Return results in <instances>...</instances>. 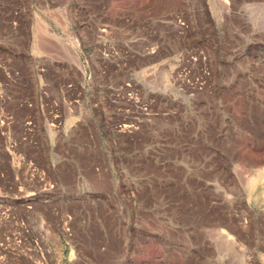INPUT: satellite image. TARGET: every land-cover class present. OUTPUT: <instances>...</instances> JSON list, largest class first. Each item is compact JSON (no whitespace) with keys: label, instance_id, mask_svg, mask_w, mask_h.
Returning a JSON list of instances; mask_svg holds the SVG:
<instances>
[{"label":"rangeland","instance_id":"obj_1","mask_svg":"<svg viewBox=\"0 0 264 264\" xmlns=\"http://www.w3.org/2000/svg\"><path fill=\"white\" fill-rule=\"evenodd\" d=\"M239 3L0 0V264H264V12ZM68 133L82 167L53 173Z\"/></svg>","mask_w":264,"mask_h":264},{"label":"crops","instance_id":"obj_2","mask_svg":"<svg viewBox=\"0 0 264 264\" xmlns=\"http://www.w3.org/2000/svg\"><path fill=\"white\" fill-rule=\"evenodd\" d=\"M236 2H237V0H221L220 11L221 12L229 11L230 9H232V6L233 7L235 6ZM241 3L244 4V9L248 12L249 11L264 12V0H240L239 5H241ZM227 6L229 7V9L227 8ZM85 74L87 75L88 72H85ZM263 75L264 74H261V76H263ZM249 76H251V75H249ZM254 76H256V75L254 74ZM78 102H81V101L78 100ZM254 107H256V106H254ZM260 115L261 114H258V122L245 123L243 125V127L245 130H247V133L251 132V135L255 141L262 142L261 145L262 144L264 145V119ZM92 121L94 123L93 122L91 123L90 120L89 121L85 120L82 123H83V125L85 124L87 126H89V123H91L92 126H94V124H96L98 126L100 125V122L97 120V118H95L94 114L92 117ZM76 122H73L72 119H69L67 121L68 124H66L67 125L66 129L70 130L72 127L78 128L79 123L77 122V124H75ZM92 129H93V127H92ZM74 142H75L74 137L69 133L66 135L65 143H63L61 146L58 143L57 137L55 135L51 136V150H50L51 163L49 165H47L51 172L59 174L60 172H63V170H64L63 167H65V168L75 167V168H77V170L81 169L82 162L77 160L75 157L78 155L79 152H78V150L74 149V147H75ZM63 151H65V153L67 154L68 157L65 158L63 156ZM245 163H246L247 167H253L254 169H258V167H259L257 172L261 169H264V152L263 153L258 152L257 154H254V157H252L249 161L247 160ZM92 170H93V172L96 170L95 166H92ZM58 178L60 179V177H58ZM260 187H263V186H258V189ZM91 191H92V193H91L90 197L97 198L100 196L99 194L94 193L97 190H91ZM247 196H248L249 200L253 203L254 207L263 205V204L258 202L259 200H256V199L260 198V196L264 197L263 195H261V194L260 195H256V194L249 195L247 192ZM94 219L102 220V219H104V217L97 216Z\"/></svg>","mask_w":264,"mask_h":264},{"label":"bare ground","instance_id":"obj_3","mask_svg":"<svg viewBox=\"0 0 264 264\" xmlns=\"http://www.w3.org/2000/svg\"><path fill=\"white\" fill-rule=\"evenodd\" d=\"M130 96H131V94H130ZM130 98V97H129ZM134 99V98H133Z\"/></svg>","mask_w":264,"mask_h":264}]
</instances>
